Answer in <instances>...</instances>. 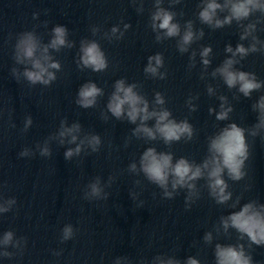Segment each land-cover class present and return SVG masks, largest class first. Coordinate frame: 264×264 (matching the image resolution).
I'll list each match as a JSON object with an SVG mask.
<instances>
[{
    "label": "water",
    "instance_id": "1",
    "mask_svg": "<svg viewBox=\"0 0 264 264\" xmlns=\"http://www.w3.org/2000/svg\"><path fill=\"white\" fill-rule=\"evenodd\" d=\"M141 2L143 11L138 12ZM199 3L200 0H180L173 5L170 0H163L162 6L177 13L176 20L182 27L192 20L195 29H203L205 33L189 52L181 54L176 47L178 38L156 41L150 27L154 0H0V202L6 206L8 199L16 201L9 212L0 214V264H117V260L120 264H152L156 256H171L182 264L192 256L201 264H215L216 243L243 244L253 264H264V246L250 244L246 236L239 239L234 229L227 234L222 228L216 231L221 216L239 210L249 201L264 203L261 136L246 133L250 151L246 175L240 181L225 175L232 199L224 205L209 196L203 179L197 181L199 199L188 207L186 190L180 189L172 199H167L163 197V189L142 173L128 171L129 165L138 163L148 147L172 152L174 160L186 157L200 163L207 155L208 137L220 128L234 122L248 129L257 122L258 113L252 105L264 95V88L244 97L236 89L229 90L218 76H211L229 55L224 51L226 45L235 48L237 43H243L247 47L251 38L240 41L242 29L235 22L217 30L201 24L197 17ZM34 13H38L36 18ZM258 18L260 14L255 13L244 23ZM125 23L131 25L126 31ZM56 25L66 26L68 39L74 42L72 48L51 53L62 66L56 73L57 79L47 87L31 85L23 78L17 80L11 69L16 67L22 72L24 68L14 60L18 35L35 31L43 43H48ZM113 26L124 31L122 39L104 38V33ZM93 27L100 29L95 35ZM255 34L264 40V22L257 24ZM83 39L100 44L109 64L105 71L97 73L77 67ZM209 45L213 49L212 63L204 71L199 52ZM192 52L196 53L195 67L190 69ZM157 53L164 57L161 71L167 72V77L163 80L144 73L148 57ZM236 67L254 72L264 81V53H252ZM121 78L138 84V90L149 102L156 92L162 93L173 117L192 124L193 139L169 146L161 140L146 142L132 136L135 125L126 119L117 120L106 109L114 82ZM90 80L104 90V95L98 98L95 107L84 109L75 100L79 87ZM208 85L215 89L214 95L207 93ZM220 95L226 96L233 107L226 121H217L215 114L208 111L220 110ZM189 97H197L193 100L196 111L189 110L186 103ZM28 116L33 123L24 131ZM62 120H66L67 126L81 125L79 139L86 134L99 135L102 141L99 151L92 152L85 145L79 156L66 160L64 153L76 145L67 143L68 138L62 145L57 139H50ZM153 123L149 121L150 126ZM45 141L51 150L47 157L40 155ZM25 148L30 155L21 157L19 154ZM96 177L101 178L104 191L109 194L107 199L84 198L87 185ZM109 177L113 179L107 186ZM132 192L137 193L136 199ZM67 224L73 226L74 236L62 241V229ZM8 231L13 232V240L4 245L3 236ZM207 232L213 234L211 243L203 240ZM5 252L11 255H2Z\"/></svg>",
    "mask_w": 264,
    "mask_h": 264
},
{
    "label": "clouds",
    "instance_id": "2",
    "mask_svg": "<svg viewBox=\"0 0 264 264\" xmlns=\"http://www.w3.org/2000/svg\"><path fill=\"white\" fill-rule=\"evenodd\" d=\"M180 0H170V4H178ZM163 0H154V11L150 16V27L155 33V39L158 43L164 40L178 38L176 42L177 50L181 53L189 52L190 47L205 35L203 29L196 30L194 22L188 20L183 27L176 20L177 13L162 6ZM197 17L201 24L207 25L212 30L222 29L225 26H231L233 22L242 29L240 41L249 40L251 42L246 47L243 43H237L235 48L231 44L225 46V53L229 54L223 62L217 66L211 76H217L223 81L226 87L236 89L244 97H251L254 91L264 88V81L259 80L254 72L240 70L237 65L247 58L250 54L256 52L264 53V40L258 38L255 34L257 24L264 22V0H200L198 4ZM143 11V6L137 9ZM255 13L260 14L255 22L247 24L244 21ZM223 14V15H221ZM34 18L38 13L33 14ZM126 31L131 27L130 24L123 25ZM93 35L100 29L93 27ZM68 29L66 26L56 25L52 28L51 39L48 43H43L35 31H24L17 37L14 46V60L17 65H24L21 72L18 68L11 69L12 75L20 80L25 79L31 85L50 86L56 79V73L62 68L61 63L54 59L51 54L60 52L63 48H72L74 42L68 39ZM124 36L119 26H113L110 32L104 33V38L108 40H119ZM213 49L209 46H203L200 49V62L204 71H207L212 61L210 59ZM196 53L192 52L189 57V68L195 67ZM108 60L105 52L96 40L83 39L80 41L77 67L81 70L91 69L93 72H103L108 68ZM164 67V57L161 53L148 57V62L144 68L146 76L163 80L167 77V72H162ZM201 79H204L201 73ZM136 83H128L121 78L114 82L113 91L106 104L107 112L117 120L126 119L129 123L135 125L132 129V136L137 139L147 141L161 140L165 145H171L181 140L191 141L194 137V128L187 119L177 121L172 112L165 106L166 100L162 93L156 92L154 99L149 100L138 89ZM207 93L211 96L215 94V89L207 86ZM104 95V90L98 87L93 81L83 83L78 91L75 103L81 108L88 109L97 105L99 97ZM197 97H189L187 106L190 111H196V105L193 100ZM221 101L219 111L209 108V114H215L217 121H226L233 112V107L228 98L224 95L219 96ZM253 111L257 112V122L248 129L238 126L236 123H229L220 128L214 135L208 137L207 155L200 163L190 161L186 157H180L174 160L172 152L157 151L155 147H148L143 151L139 162H132L128 171L134 174L142 173L151 183L163 189V197L172 199L180 189L187 191L186 206L190 207L195 199H199L200 190L197 187V181L203 179L206 182L209 196L217 204H227L232 199V193L228 190L229 185L225 180V175L233 180L240 181L245 175V164L249 159L250 151L247 142L248 136H261L264 139V95H261L256 103L252 105ZM104 119L108 117L105 114ZM149 121H154L151 126ZM31 116L26 117L24 131L32 125ZM82 128L79 123H73L67 126L66 120H62L59 130L50 139H57L62 145L65 143L75 144L74 148H69L64 157L71 160L73 156H79L84 150L85 145L92 152H97L101 146V138L96 134H86L83 139H79ZM79 139V143H77ZM39 147V145H38ZM21 157L30 155L28 148L23 149ZM40 155L47 157L51 155L47 141L40 149ZM112 177H109L107 186L111 185ZM139 185L140 181H136ZM169 186L171 190H169ZM108 193L104 191L101 184V178L87 185L84 198L88 200L107 199ZM133 199H136L137 193H131ZM16 203L14 198H10L5 203L0 202V214L11 210L12 205ZM143 203L142 201L140 202ZM231 205L232 208L236 204ZM223 230L225 234L229 229H234L239 233V239L243 240L246 236L250 244L264 246V203L249 201L239 207V210L232 211L226 216H221L219 226L216 231ZM13 232L4 233L2 243L8 245L13 240ZM74 236V229L71 224H67L62 229L61 240L67 241ZM203 240L205 243L213 241L212 232L205 233ZM58 255V253H56ZM2 255L9 256L10 253ZM215 264H253V259L244 248L243 244H221L216 243L214 248ZM117 264L120 261L117 260ZM152 264H182L174 257L156 256ZM183 264H201L200 260L189 256Z\"/></svg>",
    "mask_w": 264,
    "mask_h": 264
}]
</instances>
